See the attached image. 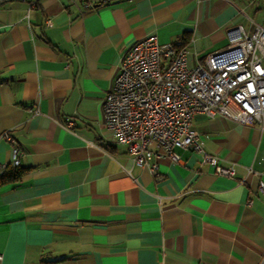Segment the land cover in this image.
<instances>
[{
	"label": "crops",
	"instance_id": "1",
	"mask_svg": "<svg viewBox=\"0 0 264 264\" xmlns=\"http://www.w3.org/2000/svg\"><path fill=\"white\" fill-rule=\"evenodd\" d=\"M91 1L0 0V173L6 131L28 167L0 185V264H264V130L199 113L205 150L235 175L189 148L152 172L103 115L136 40L183 42L204 62L230 27L264 25V0Z\"/></svg>",
	"mask_w": 264,
	"mask_h": 264
},
{
	"label": "built area",
	"instance_id": "2",
	"mask_svg": "<svg viewBox=\"0 0 264 264\" xmlns=\"http://www.w3.org/2000/svg\"><path fill=\"white\" fill-rule=\"evenodd\" d=\"M86 9L91 0H81ZM50 18L47 23H50ZM229 43L190 64L183 42L162 43L155 34L136 40L122 59L103 101L105 125L122 143L134 162L158 168L162 155L180 160L177 148L201 153V161L218 174L234 176L233 164H223L208 153L194 127L199 113L222 116L264 130V25L252 30L237 24L228 30ZM72 120L67 121L73 127ZM2 136L13 143L11 162L21 163V150L10 132ZM264 195V182L260 183ZM251 202V200H249ZM3 254L0 252V263ZM40 264H48L41 262Z\"/></svg>",
	"mask_w": 264,
	"mask_h": 264
},
{
	"label": "trees",
	"instance_id": "3",
	"mask_svg": "<svg viewBox=\"0 0 264 264\" xmlns=\"http://www.w3.org/2000/svg\"><path fill=\"white\" fill-rule=\"evenodd\" d=\"M28 170L27 166L23 164L13 165L8 163L4 166L3 171L0 173V185L20 179V177Z\"/></svg>",
	"mask_w": 264,
	"mask_h": 264
}]
</instances>
